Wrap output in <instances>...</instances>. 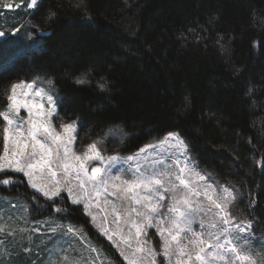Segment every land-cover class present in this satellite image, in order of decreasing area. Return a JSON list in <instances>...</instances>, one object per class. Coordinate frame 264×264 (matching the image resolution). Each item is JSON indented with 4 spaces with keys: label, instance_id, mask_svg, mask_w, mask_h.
<instances>
[{
    "label": "trees",
    "instance_id": "16d2710c",
    "mask_svg": "<svg viewBox=\"0 0 264 264\" xmlns=\"http://www.w3.org/2000/svg\"><path fill=\"white\" fill-rule=\"evenodd\" d=\"M42 2V9L22 12L9 27L0 23L7 32L30 19L36 33L21 46L10 44L15 35L0 40V92L18 80L52 79L87 137L112 127L131 134L119 148L124 153L180 131L197 146L201 167L245 191L239 209L264 228V169L254 163L264 157V43H253L264 40V0H86V8L76 7L77 0ZM48 8H59L51 22L43 20ZM211 17L217 19L210 27ZM217 35L228 42L226 52L216 45ZM86 66L110 83L108 93L65 75ZM248 86L254 95L246 94ZM249 192L258 197L255 209L248 207ZM0 193L26 197L36 214L54 213L37 211L26 184L0 185ZM68 217L105 243L80 210Z\"/></svg>",
    "mask_w": 264,
    "mask_h": 264
},
{
    "label": "snow or ice",
    "instance_id": "6c2138e0",
    "mask_svg": "<svg viewBox=\"0 0 264 264\" xmlns=\"http://www.w3.org/2000/svg\"><path fill=\"white\" fill-rule=\"evenodd\" d=\"M75 6L86 8V0H77ZM43 7L42 0H0V10L24 8L30 14H35ZM58 11L59 8H48L43 20H55ZM216 19L209 18L210 27ZM20 31L21 28L16 26L7 32L0 30V38ZM215 43L222 51H227L228 42L223 36L217 35ZM253 43L261 44L264 40ZM240 71L239 68L234 69L235 74ZM65 75L81 87L94 84L101 93H108L111 89L104 77L95 79L98 73L93 67L86 66L79 74L73 72ZM246 94L254 95V87L248 86ZM0 96L5 101V107L0 110V123L4 125L0 129L3 133L0 185L26 184L34 190L31 200L38 206L37 211L43 208L70 216L75 210H82L94 222L96 217L91 211L94 196L107 194L108 186L111 185V196L116 197L117 191H120L124 195L117 199L124 200L131 194L133 204L138 206L124 209L135 229V252L143 254L138 260L130 261V264H144L145 261L146 264H158V258L164 264H258L255 255L259 253L254 255L252 251L255 221L235 215L243 200L242 195L235 185L218 184L215 176L200 170L193 155L197 146L180 131H168L156 144H148L140 149L143 153L159 145H167L172 149L171 164L166 165L167 157L165 160H154L153 170L145 174L137 163L131 180L112 176L108 168L102 170L92 167L89 174L91 162L103 163L107 159L111 163L121 157H105L103 139L92 140L79 154L75 151L77 137L84 123L74 108L65 105V98L57 90L54 80L35 78L12 82L0 92ZM189 103L188 97H184L181 106L186 107ZM21 110L27 113L26 118L20 115ZM130 137V133L120 130L121 140ZM126 159L133 161L136 156ZM254 163L264 169V157ZM155 164H159L160 168L156 169ZM15 174H21L23 179H17ZM97 174L100 179H97ZM177 188L184 190L179 199L175 195ZM141 191L145 194L141 195ZM248 197V207L255 209L258 197L251 192ZM41 198L44 204H41ZM106 203L112 205V212L119 222L121 210L116 207V200ZM95 207H100L99 200H95ZM133 216L136 219H132ZM197 218L200 231L193 228ZM4 230L5 225H0V232ZM50 230H62L83 239V230L71 224L66 228L58 225ZM100 230L116 244L109 234V228L101 227ZM149 230L156 233L159 250L149 240ZM34 231L39 232L40 229ZM11 234L15 235V231ZM116 247L119 248V244ZM23 250L26 253L31 251L28 248ZM87 250L90 254L96 253L91 261V264H96L100 252L91 246ZM54 256L55 259L49 264H81V260H84L82 256L79 259L71 257L69 249H60Z\"/></svg>",
    "mask_w": 264,
    "mask_h": 264
},
{
    "label": "rangeland",
    "instance_id": "374dc122",
    "mask_svg": "<svg viewBox=\"0 0 264 264\" xmlns=\"http://www.w3.org/2000/svg\"><path fill=\"white\" fill-rule=\"evenodd\" d=\"M26 11L28 10L24 8L0 10L1 25L9 27L14 18L17 19L18 17H21ZM29 21L31 20L29 19L24 23L20 32L13 34L15 36L14 39H9L10 44L17 43L18 46H21L24 42L36 38V33L33 30V23L31 22V24H29ZM6 37L7 36L0 38V40L5 39ZM40 42L41 40L37 41L38 44L35 45V43V46L32 45L34 46L32 48L38 47ZM12 57L13 56H11V59L4 60V65H8L12 60ZM40 79L45 81L48 80L46 78ZM20 115L26 118L27 113L24 110H21ZM3 126L4 125L2 124L1 129ZM121 129L122 128L120 127H112L109 128L104 136L94 138L87 137V133L80 129L77 137L78 143L75 147V151L78 154L83 150V147L92 140L103 139V155L105 157L114 155L121 157L120 160L111 163L107 159H105L103 163L98 161L91 162L88 166L89 174H91L90 169L92 167H100L102 170L108 168V172L112 176L118 175L122 180H131L134 178L133 170L135 169L137 163L141 166V172H145V174H148L153 170L154 160H165L167 157L168 159L166 160V165L172 163V149L167 145H159L155 149H148L143 153L140 152L141 148H144L148 144H156L159 140L163 139L164 136L150 139L136 151L126 153L122 152L119 148L127 138L121 140ZM133 155L136 156L135 160L128 161L126 159L128 156ZM194 158L199 164L195 155ZM199 167L200 170L206 171L212 176H215L216 183L221 185H235L234 183L221 181L217 175L201 167L200 164ZM155 168L159 169L160 165L155 164ZM97 179H100L99 174H97ZM75 183V179H73V184L75 185ZM116 183H119V181H116ZM28 188L31 189L30 187ZM235 188L243 198L246 197L245 191H243L239 186L235 185ZM112 191L113 188L109 185L107 194L102 193L99 197L94 196V205L91 209L93 215L96 217L94 222L91 217L80 210L83 215L88 218L89 223L96 231L95 234L104 240V244L100 243V241L96 239L97 236L96 238L93 237V235H91L87 230L85 224L82 222L71 220L68 216H63L57 213H50L46 216L36 214L31 201L26 197L0 193V225H5V230L0 232V264H49L51 260L55 259L54 253H58L60 249H69L70 256L77 259L82 256L84 260H81V264H85V260L87 261V264H91L92 259L96 257V253L90 254L89 250H87L89 249V246L96 248L100 252L99 258L96 259V264H121L116 260L115 255L120 257L122 264H130V261L138 260L143 254L135 252V229L132 228L131 223L129 222L127 212L124 211L125 208L130 206H138L133 204L131 194H128L127 199L119 200L117 197H121L124 194L117 191L116 197H113L110 195ZM140 194L144 195L145 193L141 191ZM183 194L184 190L182 188L176 189L175 195L177 199H179ZM95 200H99V208L95 207ZM113 200H116V207L121 210V218L119 222L116 221L115 214L112 212V205L110 203H106V201ZM121 205H123V207H121ZM235 215L240 216L243 219H248L244 212L241 211V208L235 213ZM132 219H136V217L133 216ZM169 220H171V217ZM42 221H44V223H41ZM69 224L74 225L77 229L83 230V239L62 230H57L56 232H52L50 230V228H55L58 225H63L66 228ZM101 227H107L110 229L109 234L113 236V240L116 241V244H119V248H117L116 244H113L111 240L103 235L100 230ZM36 228H39L40 231H34ZM193 228L196 231H200L198 218L196 222H194ZM20 229H23L24 231L21 232ZM13 231H15V235L11 234ZM252 232L254 234L252 243L253 254L255 255L256 253H259V255H255V258L257 259L258 264H264V228H260L257 226V223L254 222ZM121 237H123V239ZM126 240L128 241L127 243L125 242ZM149 240L155 245L157 250H159L160 243L153 230H149ZM25 248H28L31 251L26 253L23 250ZM121 251L123 252V255H121ZM77 254H79V256ZM20 255L21 258H19ZM125 256L128 258L125 259ZM144 264H146V261ZM158 264H164V261L158 258Z\"/></svg>",
    "mask_w": 264,
    "mask_h": 264
}]
</instances>
